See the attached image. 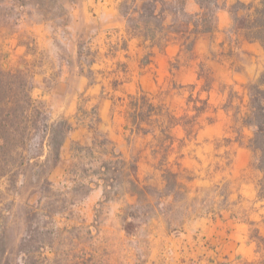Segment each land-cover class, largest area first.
<instances>
[{
    "label": "rangeland",
    "instance_id": "374dc122",
    "mask_svg": "<svg viewBox=\"0 0 264 264\" xmlns=\"http://www.w3.org/2000/svg\"><path fill=\"white\" fill-rule=\"evenodd\" d=\"M121 1L0 0V65L33 79V98L45 106L51 122L64 118L73 125L55 168L42 173L32 164L17 181L0 177V264H23L21 246L29 230L39 240L51 227L41 215L32 225L29 220L32 208L47 198L66 208L56 217L60 227L83 228L73 233L79 244L74 254L80 261L91 258L89 264H161L168 259L167 242L186 232V223L234 220L233 214L244 218L250 208L264 206L255 207L251 198L262 177L254 166L257 155L248 147L253 129L243 128L239 119L247 110L248 86L264 71L261 45L247 46L234 33L242 29L246 12H231L229 30L197 36L192 51L181 47L192 36L186 40L173 33L151 52L135 40L123 51L111 48L129 38ZM194 1L197 5L187 9L192 15L201 11ZM238 2L220 0L219 6L233 10ZM140 91L164 102L178 118L191 95L208 99L210 107L193 133L173 130L168 150L169 142L125 127L127 96ZM102 141L121 156L112 170L124 171L105 172L97 159ZM132 178L145 186L138 202ZM256 233L251 225L257 243ZM193 241L187 264H230L213 238L196 231Z\"/></svg>",
    "mask_w": 264,
    "mask_h": 264
},
{
    "label": "trees",
    "instance_id": "16d2710c",
    "mask_svg": "<svg viewBox=\"0 0 264 264\" xmlns=\"http://www.w3.org/2000/svg\"><path fill=\"white\" fill-rule=\"evenodd\" d=\"M187 1L122 0L118 9L127 22L126 33L129 38L123 39L122 46L119 42L111 48L127 51L129 41L135 40L139 47L149 49L151 52L155 48H160V41L173 33L186 40L192 36V41L187 46L185 42L181 43L183 49L192 51L197 36L213 33L216 30L220 0H215L214 10L210 9L212 0H197L201 11L193 15L186 10ZM236 6L231 11L233 13L237 9L245 11L246 20L240 31H234L235 35L246 42L260 44L264 50V0H253L248 4L239 1ZM169 19L173 22L169 23ZM177 23H180V27H176ZM190 88L194 90L196 87ZM33 89V79L24 71L19 68L4 69L0 65V177H7L12 181H17L24 168L33 166L32 164H35L34 166L42 173L55 168L61 160V150L67 135L73 130V125L68 119L62 118L51 122L45 106L33 98ZM248 92L247 110L243 114L239 112L242 115L239 119L243 122V128L253 129L248 147L257 155L254 166L262 175L257 183L258 197L264 200V71L255 84L248 86ZM190 102L194 103L192 109ZM187 105L185 115L178 118L164 102H156L153 95L143 91L130 94L125 103V127L136 134L151 135L162 144L169 142L167 147L169 150L175 139L173 130L176 127H183L188 134L193 133L200 117L210 107L208 99L200 100V97L194 99L193 95L190 96ZM188 110L194 114L190 116ZM34 142L37 150L33 152ZM106 145L107 143L102 141V149L97 152L99 155L97 159L104 165L105 172L124 171V167H116L112 170L111 164H121V156L113 150L108 151ZM85 150L92 151V147H86ZM42 158L44 160L40 162ZM33 160L34 163H31ZM134 169L137 171V166ZM102 173L105 177L106 174ZM103 180L106 181L105 178ZM129 183L132 187V196L137 197V202L140 201V196H145V186L135 178L130 179ZM45 184L49 185L47 178ZM49 199L47 198L43 205L40 201L30 211L31 225L34 219H38L37 216L41 215L44 219L50 220L51 227L39 240L33 236L35 231L29 230L24 239L25 244L21 246L23 264L53 262L89 264L91 258L87 261L81 258L80 261L74 254L79 244H75L78 238H73V233L83 228L60 227L56 217L63 214L66 208L62 203L51 202ZM255 238L259 249L264 250V238L258 233ZM47 253L53 255V258Z\"/></svg>",
    "mask_w": 264,
    "mask_h": 264
},
{
    "label": "crops",
    "instance_id": "0c3cea01",
    "mask_svg": "<svg viewBox=\"0 0 264 264\" xmlns=\"http://www.w3.org/2000/svg\"><path fill=\"white\" fill-rule=\"evenodd\" d=\"M242 3H250V0H235ZM253 1V0H252ZM197 5L194 0H188L186 10L193 8ZM231 8L229 4L221 6L217 13V28L215 31L229 30L233 23ZM256 43L245 42V45L251 46ZM253 199V205L257 207L261 205L264 200H260L258 197V190L255 195L251 196ZM264 209V206H262ZM262 209L250 208L244 218H237L236 214H233V219H211L201 218L192 220L185 225L187 226L186 232H183L180 237L169 240L167 242V249L164 254L168 256L166 262L163 264H187V255L192 248L193 236L196 231H199L201 235L213 238V243L220 246L223 250V254L230 261V264H264V250L259 249L256 241L251 237V225H255L259 235L264 238V213ZM253 214V219H250V215ZM193 242V243H192ZM259 255L263 256L259 261ZM161 263V264H162Z\"/></svg>",
    "mask_w": 264,
    "mask_h": 264
}]
</instances>
